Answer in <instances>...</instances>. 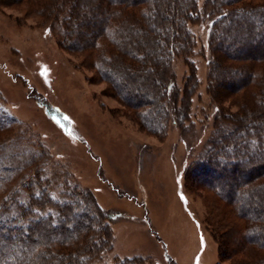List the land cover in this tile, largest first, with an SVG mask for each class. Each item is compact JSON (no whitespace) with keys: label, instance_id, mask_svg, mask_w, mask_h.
Segmentation results:
<instances>
[{"label":"trees","instance_id":"16d2710c","mask_svg":"<svg viewBox=\"0 0 264 264\" xmlns=\"http://www.w3.org/2000/svg\"><path fill=\"white\" fill-rule=\"evenodd\" d=\"M0 6L24 7L18 21L31 17L49 26L62 47L108 83L107 95L154 134L166 132L171 121L174 58L192 65L197 39L190 25L209 21L207 90L217 110L187 179L211 199L218 264H264V0H0ZM198 84L193 70L181 119ZM172 109H179L177 101ZM4 115L0 128L16 122ZM3 169L5 182L14 180ZM27 178L20 180L26 196L14 189L0 195V264H89L112 248L111 215L90 189L67 179L60 196L43 174Z\"/></svg>","mask_w":264,"mask_h":264},{"label":"rangeland","instance_id":"374dc122","mask_svg":"<svg viewBox=\"0 0 264 264\" xmlns=\"http://www.w3.org/2000/svg\"><path fill=\"white\" fill-rule=\"evenodd\" d=\"M24 11L0 6V114L16 119L0 128V195L14 189L26 196L20 180L36 173L47 178L44 184L56 195L68 181L90 189L111 215L113 245L89 264L129 258L145 264H218L211 199L187 179L217 110L207 90L210 22L190 25L197 39L192 65L183 56L174 58L171 121L166 132L154 134L107 95L108 83L83 65L80 55L62 47L49 26L31 17L18 21ZM193 70L199 84L181 119L184 87ZM5 167L14 180L5 182ZM7 205L16 208L12 201Z\"/></svg>","mask_w":264,"mask_h":264}]
</instances>
